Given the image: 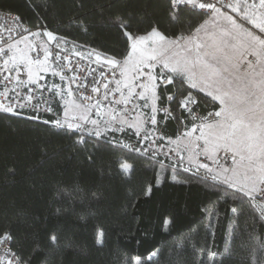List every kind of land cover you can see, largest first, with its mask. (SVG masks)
<instances>
[{
    "label": "trees",
    "instance_id": "obj_1",
    "mask_svg": "<svg viewBox=\"0 0 264 264\" xmlns=\"http://www.w3.org/2000/svg\"><path fill=\"white\" fill-rule=\"evenodd\" d=\"M0 9L45 26L75 50L116 59L126 47L116 16L141 33L180 26L167 0H0ZM53 108L61 112L58 103ZM51 116L0 112V225H11L22 253L39 246L31 264H264V220L224 185L182 171L173 180L170 165L127 149L113 131L76 144V136L42 122ZM161 128L175 138V121ZM121 159L131 172L118 168Z\"/></svg>",
    "mask_w": 264,
    "mask_h": 264
},
{
    "label": "snow or ice",
    "instance_id": "obj_2",
    "mask_svg": "<svg viewBox=\"0 0 264 264\" xmlns=\"http://www.w3.org/2000/svg\"><path fill=\"white\" fill-rule=\"evenodd\" d=\"M167 3L170 20L180 25L171 34L158 27L143 33L133 31L128 19L115 17L112 23L125 38V51L116 59L93 50L89 55H95L96 62L110 68V74L101 69L90 89L82 77L77 86L78 99L72 100H65V96H73L71 84L76 82L75 76L66 87L56 83L47 87L40 86L39 73H33L34 65H47L50 57L54 63L61 62V52L67 49L53 54L42 44L25 43L28 36L36 38L43 34L49 41H57L59 49L60 43L66 42L64 38L47 29L41 32L39 27L31 31L23 27L22 17L15 16V27L5 28L9 35L4 37L0 33V112L20 116L21 110H31L33 114L25 116L29 120L42 119L41 112L52 113L42 122L76 136L75 143L85 145L89 137L98 141L109 131H124L126 121L118 118L114 106L123 105L120 111L127 112L128 105L142 100L144 104L140 107L149 110L145 114L146 127L141 141H150V144L144 152L156 145L157 139L176 145L165 155H175L183 161L187 154L196 173L206 170L201 179L207 180L210 176L211 180L218 181L225 186L223 191L227 195L258 211L259 218L264 220V0H167ZM185 15L194 18L187 26L181 22ZM16 29L20 31L13 36L11 33ZM21 43H25L27 51L19 48ZM33 51L35 56L29 54ZM63 61L71 63L67 55ZM25 70L27 80L22 78ZM70 70L87 71L77 66ZM130 70L131 82L127 80ZM54 74L65 80L64 74ZM18 87L26 88V93L18 92ZM38 87H44L49 97L45 98L43 92L37 96ZM56 97L64 101L62 112L53 108V104L59 103ZM109 106H113L111 122L104 121L102 127L101 110ZM93 110L101 119L92 118ZM158 113H162L160 121ZM169 120L177 125L175 139L165 135L160 127L161 124L166 127ZM88 124L92 128H87ZM127 126L135 127V135H141L139 125ZM152 135L157 139H152ZM163 147L164 144L157 145V151ZM132 150L141 151L140 148ZM221 150L231 153L234 166L220 168L213 174L211 165L202 162L200 157L216 164ZM152 154L156 155V151ZM88 159L91 161L92 157ZM160 163L163 166V161ZM117 164L124 173L132 170L126 160H118ZM172 179H177L175 166ZM228 189L233 191L229 193ZM231 211L236 213L237 208ZM168 222L165 219V225ZM102 237L103 231L98 229V244L103 242ZM49 239L58 242L56 235ZM259 248L264 249V244ZM38 250L39 246L35 245L31 253H22L11 225H0V264H31V257Z\"/></svg>",
    "mask_w": 264,
    "mask_h": 264
},
{
    "label": "built area",
    "instance_id": "obj_3",
    "mask_svg": "<svg viewBox=\"0 0 264 264\" xmlns=\"http://www.w3.org/2000/svg\"><path fill=\"white\" fill-rule=\"evenodd\" d=\"M8 13H11V12L0 9V33H2L4 37H7L9 35V33L7 31H5V28L6 27H15V23H14L13 18L15 16H18L14 12L11 13V16H8L7 15ZM23 27H27L31 31H36L37 28L39 27L41 32H43L44 29H47L45 26H42V25H38L36 27H29L24 23H23ZM18 31H20V29H16V31H13L11 34L13 36H16ZM53 34L56 35L58 38L61 37L55 33H53ZM25 35H27V33H25ZM62 38H64V37H62ZM64 41H66V42H61L60 48L58 49L57 48V41H55V40L49 41L48 38L42 34L40 37H36V38H34L32 36H28V41L26 43L42 44V47H47L50 51L53 52V54H55V52H57V51H60V49H67V52H61V62L54 63L52 57H50L47 65H42V66L34 65L33 66V73H34V75L36 73H39V76L41 77V79L39 80V85L40 86H47V87H50L56 81H61L60 75H56V74H54V72H58V73L65 75V80L62 82H65L66 85H68V81L73 76H75L76 82L71 84V88L73 89V96H75L78 99L79 91H77V86L81 82L82 77L86 78L84 80V82L89 84V89H90L91 84L94 83L95 78H99V73H100L101 69H103V71L106 74H110L111 69L104 66L100 62H96L95 55H91V56L89 55L93 51H89V53H88V52H81V51L75 50L73 48L74 45H72V43L69 40L64 38ZM74 52H79L81 55L77 56L74 54ZM29 54L32 56H35L36 52L33 51ZM64 55H67L69 57V59L71 61L70 64L67 61H63ZM41 59H43L42 51H41ZM73 66H77L78 69H81V70L87 69V71L86 72H73L70 70ZM50 67H51V69H50ZM44 68H46V70H42ZM117 75H118V73H117ZM22 78L27 80L26 70H25V72L22 73ZM30 87H37V86L32 85ZM17 91L22 92V93H26L27 89L24 87H18ZM101 91H103L102 88H101ZM136 91H139V89H136ZM41 92H43V95L45 98H48L50 95V93L48 91H45L44 87H38L37 88V96H39ZM109 99H111V97ZM139 106H140L139 100H135V101H133L132 104L127 106L128 107L127 112L120 111V109L125 107L123 105H115L114 107L117 109L119 119L122 118L123 120L124 119L128 120L129 118H133V116H135L137 114V112L139 110ZM112 107L113 106H109L108 108L101 110V115H102L101 125H102V127H103L104 121L111 122ZM21 111H22V115H24V116H30L33 114L31 112V110H27V111L21 110ZM48 115H52V113H45V112L40 113L41 118L48 116ZM144 116H145L144 117V120H145L146 115H144ZM161 116H162V113L157 114V120L158 121L161 120ZM169 121H171V120H169ZM143 125L146 127V125L144 124V121H143ZM161 126H163V124H161ZM86 127L90 129V128H92V125L88 124V125H86ZM123 127H124V131H115L114 135L116 136V139H118V142H120L123 146H125V145L129 146V147H126L127 149L140 148L141 151L137 152V153L145 154L154 160L155 159L158 160L159 162L163 161V164L170 165L172 168H173V166H175V171H179V172L182 171V172L187 173L191 176H195L196 178H198L202 181H205V182L206 181L215 182V181L211 180L210 176L207 180L201 179V177H203L205 175L206 170L200 169L199 173H196L195 167L190 165L188 162V155L187 154L184 155L183 161H179L175 157V155L170 154L171 158H170V155H165V153H169V149H170L166 140L160 141L157 139L156 135H152V137H151L152 139H157V144L152 145V147L149 149L148 152H144L143 149L147 148L150 144V141H141V136H143L144 131L141 130L140 136H137L135 134L130 136L127 134L126 126L124 125ZM147 127L150 128L151 126H147ZM159 144H164V147L160 148L157 151V145H159ZM153 151H156V155L152 154ZM213 159H216V156H214ZM200 160L202 162H206V163H209L211 165V167L213 169V174H215L216 171L220 168L233 167L234 166L232 164L231 153L228 154L222 150L218 154V163H216V164L212 163V160H206L203 156L200 157ZM188 168H191V171H185V169H188Z\"/></svg>",
    "mask_w": 264,
    "mask_h": 264
},
{
    "label": "crops",
    "instance_id": "obj_4",
    "mask_svg": "<svg viewBox=\"0 0 264 264\" xmlns=\"http://www.w3.org/2000/svg\"><path fill=\"white\" fill-rule=\"evenodd\" d=\"M19 48L21 49L22 47L19 45ZM26 51H27V49H26ZM55 83L56 84H61L62 86H65V87L67 86L66 83L65 82H62V81H56ZM56 100L59 102L58 103V106H59V108L61 109V112H62L63 109L61 107V100H60L59 97H57ZM143 104H144V101L141 100L140 101V105H143ZM148 111H149L148 109L142 108V107L139 106V110H138L137 114L135 116H133V118L130 119L127 122V124H126V130H127V133L128 134H132V135L135 134V127L130 128L127 125L128 124L139 125L140 128H141L142 127V124H143V117H144V115L146 113H148ZM92 118H94V119H101L100 117H98V116L95 115V110H93ZM173 139H175V138H173Z\"/></svg>",
    "mask_w": 264,
    "mask_h": 264
},
{
    "label": "rangeland",
    "instance_id": "obj_5",
    "mask_svg": "<svg viewBox=\"0 0 264 264\" xmlns=\"http://www.w3.org/2000/svg\"><path fill=\"white\" fill-rule=\"evenodd\" d=\"M26 43V42H25ZM25 43H21L20 44V46L22 47L21 49H23L24 51H26V48H25ZM88 53H89V51H88ZM45 69V68H44ZM49 69V68H48ZM50 69H51V67H50ZM132 76H133V72L130 70L129 71V73H128V76H127V80L129 81V82H131L132 81ZM72 99H76L75 98V96H72V97H68V96H65V100H72ZM140 101L141 100H139V104H140ZM63 104H64V101L63 100H61V107L63 106ZM62 109H63V107H62ZM145 117V116H144ZM144 117H143V121H144ZM122 119V118H121ZM130 119H132V118H129L128 120H125L126 121V123L124 124L125 126H126V124H127V122L130 120ZM145 128V126L142 124V127H141V130H143ZM169 145V147L171 148V149H175L176 148V145H170V144H168ZM229 154V153H228ZM214 157V156H213ZM215 182H218V181H215Z\"/></svg>",
    "mask_w": 264,
    "mask_h": 264
}]
</instances>
